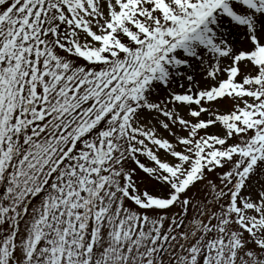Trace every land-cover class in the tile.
Returning <instances> with one entry per match:
<instances>
[{"label": "snow or ice", "instance_id": "1", "mask_svg": "<svg viewBox=\"0 0 264 264\" xmlns=\"http://www.w3.org/2000/svg\"><path fill=\"white\" fill-rule=\"evenodd\" d=\"M0 264H264V0H0Z\"/></svg>", "mask_w": 264, "mask_h": 264}]
</instances>
